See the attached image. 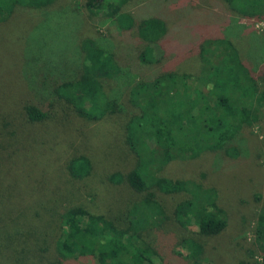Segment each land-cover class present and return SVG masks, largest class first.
Returning <instances> with one entry per match:
<instances>
[{"label":"trees","instance_id":"obj_1","mask_svg":"<svg viewBox=\"0 0 264 264\" xmlns=\"http://www.w3.org/2000/svg\"><path fill=\"white\" fill-rule=\"evenodd\" d=\"M128 1H85L89 15L103 13L116 22L121 34H127L135 25L145 43L144 49L133 55L134 63L130 65L134 82L129 87L128 102L136 113L123 123L124 140L135 154L136 163L129 173L116 172L110 176L114 182L127 180L135 191L144 192L128 210L126 225L120 226L113 218L80 204L65 206L57 212L52 224L37 217L31 221L28 216L31 201L18 205L12 190L15 185L4 182L8 177L1 161L5 163L10 136L18 134L14 129L17 119L6 113V106L17 107L16 112L28 124L49 119L95 121L122 112L118 101L104 91L102 81L121 74L124 70L120 64L129 65L128 60L117 59L96 40L86 39L80 44L83 60L77 71L72 77L49 84L48 65L30 55L33 49L29 48L34 42L25 37L22 74L31 98H16V94L0 91V226L7 231L8 249L16 252L21 247L22 252L28 246L37 262L49 253L56 260L90 257L97 264H204L201 238L217 235L226 228L227 210L217 189L206 181V170L178 175L168 169L171 164L199 159L209 152L229 158L244 152L243 126H251L264 116V84L257 81L263 68L259 65L257 71L254 64L242 58L232 40L214 35L203 37L206 40L200 52L199 72H178L162 64L161 49L159 72L155 50L166 32V23L155 16L137 14L139 9L123 11L122 5ZM224 1L233 9L241 8V15L244 11L250 14L246 18L264 17L256 0ZM53 2L0 0V23L9 21L22 7L45 8ZM40 62L45 65L40 66ZM34 63L37 71L32 70ZM56 117L61 119L55 120ZM68 170L75 177L84 176L90 170V162L77 156L69 162ZM159 193L187 196L169 215L158 199ZM260 196L254 242L260 263L264 264V198ZM169 218L187 235L173 246H160V237L157 244L144 237L145 231Z\"/></svg>","mask_w":264,"mask_h":264},{"label":"rangeland","instance_id":"obj_2","mask_svg":"<svg viewBox=\"0 0 264 264\" xmlns=\"http://www.w3.org/2000/svg\"><path fill=\"white\" fill-rule=\"evenodd\" d=\"M85 1L54 0L45 8L22 7L9 21L0 23V91L16 94V98H31L22 74L25 37L34 42L29 48L33 49L30 55L48 65L49 84L72 77L83 60L80 44L93 39L117 59L129 62V65L120 64L124 70L121 74L102 81L104 91L123 110L95 121L77 118L62 121L56 117L59 121L49 119L28 124L16 112L17 107L6 106V113L17 119L14 129L19 135L10 136L5 163L1 161L8 177L4 182L15 185L12 190L18 205L31 201L28 212L31 221L37 217L52 224L58 211L80 204L124 226L128 210L144 192L135 191L127 180L114 182L110 176L116 172L129 173L136 163L135 154L124 140L123 123L136 113L128 102L129 87L134 82L130 65L134 63L133 55L142 51L145 43L135 25L127 34H121L116 22L103 13L89 15ZM256 1L257 9H263L264 13V0ZM137 9L141 16H155L166 23V32L155 50L159 67L161 49L164 50L162 64L178 72H199L203 42L208 36L217 35L232 40L242 58L254 64L257 71L262 66L257 81L264 84V17L246 18L250 14L244 11L242 16L241 8H235L237 12L224 0H130L122 5L123 11ZM41 62L40 66L45 65ZM36 67V63L34 67L32 64V70L37 71ZM243 128L241 151L244 152H239L237 157L209 152L199 159L171 164L168 169L178 175L206 170V181L217 189L219 200L227 210L226 228L217 235L201 238L204 264H261L254 232L258 202H261L257 197L264 198V116ZM77 156H84L90 162L88 174L80 177L68 170L69 162ZM186 196L159 193L158 199L171 215L174 206ZM143 235L155 243L160 237V246H173L187 232L169 218ZM6 236L7 231L0 226V264H97L90 257L56 260L49 253L37 262L28 246L22 252L21 247L16 252L8 249Z\"/></svg>","mask_w":264,"mask_h":264}]
</instances>
